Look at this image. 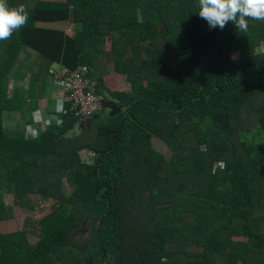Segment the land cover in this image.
I'll list each match as a JSON object with an SVG mask.
<instances>
[{"label":"trees","instance_id":"trees-1","mask_svg":"<svg viewBox=\"0 0 264 264\" xmlns=\"http://www.w3.org/2000/svg\"><path fill=\"white\" fill-rule=\"evenodd\" d=\"M7 2L29 3L32 15L0 41V222L13 217L6 194L18 209L51 206L29 229L0 233V264H264V21L210 29L198 0ZM60 22L73 35L37 25ZM24 48L46 64L30 90L53 65L94 82L104 56L127 86L109 93L97 80L95 95L125 112L100 110L73 137L69 104L58 117L48 109L60 123L36 139L25 137L30 110L20 130L5 129L9 106H23L4 89ZM234 52L243 57L229 59Z\"/></svg>","mask_w":264,"mask_h":264},{"label":"rangeland","instance_id":"rangeland-1","mask_svg":"<svg viewBox=\"0 0 264 264\" xmlns=\"http://www.w3.org/2000/svg\"><path fill=\"white\" fill-rule=\"evenodd\" d=\"M52 1H61V0H52ZM30 4H27V10L29 12V16L32 15V12L29 10ZM38 26L42 27H47V28H55V29H61L64 30L68 35H73L74 32V27L66 22H63L61 24H52V23H37ZM155 30L158 34L159 38H162L165 36V30L161 24H156L155 25ZM109 38L106 39L104 42V49L107 50L109 42ZM129 48L127 47L125 52L128 54L129 53ZM262 51H264V45L262 47ZM22 52V53H21ZM21 58L20 55L17 58L11 72L9 75H7L6 78V88L4 89V92L6 94V100H14L17 97L22 99V104H25L26 106H29L28 110H30V114L32 116H40L41 119L47 122H54V125H58L60 122L55 118L53 121H51L50 117H47L45 113H42L40 111L42 110H33L32 107L30 106V102L35 101V98L37 97L40 99L41 93L39 88H36V86L40 85V82L43 83V81H37L35 86L33 87L32 90H30L29 87V82L32 77H34L37 72L33 73L34 70L39 71L38 65H43L45 66L46 64L43 63V59L40 60L39 56L31 51L30 49L24 48L21 51ZM164 59L166 61V64L168 66H173L175 62L172 60V55L168 53V51L164 52ZM243 57V55L239 52H234L229 55V59L231 60H239ZM20 58V59H19ZM41 61V63H40ZM45 64V65H44ZM62 69L59 66L53 65L50 68V71L48 73L52 74H61ZM45 81L49 83L50 77L45 76ZM44 81V82H45ZM52 82V81H51ZM111 87L115 84V87L118 88V82L117 79L111 81ZM121 85V84H120ZM110 86V85H109ZM122 86V85H121ZM52 89V88H50ZM37 92V93H36ZM29 94V95H28ZM29 97V98H28ZM32 98L33 100H30ZM42 100H40L41 102ZM18 102V101H17ZM15 102V103H17ZM36 102V101H35ZM38 102V103H40ZM37 103V102H36ZM13 109L10 110L9 106V111L4 113V120H3V125L5 129L9 130H20L21 127L24 125L25 120L27 119V115L25 110H20V104L13 105ZM31 107V108H30ZM37 108V107H36ZM22 109V108H21ZM16 111L19 113L16 114ZM24 120V121H23ZM30 125H24V129L26 127H29ZM82 130L79 128V126H76L75 131L69 133L70 137H73L74 135H77V132ZM152 146L154 147L155 151L166 155V148L163 146L162 143L158 141H152ZM82 162L83 163H88L91 156L89 155H80ZM168 156V155H167ZM166 156V157H167ZM73 187H71L70 183H68L65 179L62 180V191L64 192L65 195H68ZM3 201L5 205L11 209L12 212V219L0 222V233L1 234H10L13 232L21 231L24 228H30L31 225H35L40 219H42L44 216L50 213V206L51 203L50 201H44L43 203H39L38 205L35 206L33 210H28V209H18L14 206L12 197L8 194L3 196ZM88 228L86 225L82 228L80 232H82L83 235L80 234V237H85L88 233L86 230ZM29 242L32 244L36 241L35 238L29 237ZM234 241H244L242 238H232Z\"/></svg>","mask_w":264,"mask_h":264},{"label":"clouds","instance_id":"clouds-1","mask_svg":"<svg viewBox=\"0 0 264 264\" xmlns=\"http://www.w3.org/2000/svg\"><path fill=\"white\" fill-rule=\"evenodd\" d=\"M198 5V15L207 22L210 29L222 30L231 22L236 29L245 32L249 27V19L264 21V0H198ZM28 19L29 12L24 5L11 7L7 0H0V41L11 39L14 32L27 24ZM98 99L99 103L103 101ZM103 102L116 105L114 102ZM43 121L40 116H35L31 125L39 129V124ZM161 264H167V259L162 258Z\"/></svg>","mask_w":264,"mask_h":264},{"label":"built area","instance_id":"built-area-1","mask_svg":"<svg viewBox=\"0 0 264 264\" xmlns=\"http://www.w3.org/2000/svg\"><path fill=\"white\" fill-rule=\"evenodd\" d=\"M62 69V68H61ZM61 74L48 73L52 84L60 89L62 97L54 102V113L56 116H62L66 113L65 106L69 104L75 111V116L79 122H84L97 115L101 110L99 99L95 95L94 82H89L79 71L68 72L62 69ZM50 71V70H49ZM85 72L86 70L83 69ZM114 103L116 101L112 100ZM50 122L43 121L39 124V129L31 125L25 130L27 139H36L39 132H45Z\"/></svg>","mask_w":264,"mask_h":264},{"label":"crops","instance_id":"crops-1","mask_svg":"<svg viewBox=\"0 0 264 264\" xmlns=\"http://www.w3.org/2000/svg\"><path fill=\"white\" fill-rule=\"evenodd\" d=\"M60 23H63V22H60ZM60 23H52V24H60ZM104 51H106V50L104 49ZM21 53L19 54L20 58H21ZM93 71H94V78H95L94 83L96 84L97 80H102V89L109 92V93L121 92V90H124L127 86V84L123 81L121 76L112 72L111 64L106 61L104 56H102L99 59V62L93 68ZM112 79L113 80L117 79L118 88L115 87V84L111 87L110 83H111ZM51 81L52 80L50 79L49 83L47 81H45L43 83L40 82V85L36 86V88H39V90H40L41 97H40V99H38L37 97L35 98V100L37 102L36 106H35V108L36 107L37 108L35 110H39V111L42 110L41 112L45 113L46 115H47V112H49V110L51 112H53L55 100L57 98L62 97V95H63L62 92L60 91V89L58 87L54 86ZM50 88H52V89H50ZM102 92H104V91H102ZM30 99H32V98H30ZM40 100H42V101L40 102ZM38 102H40V103H38ZM28 108H29V106H26L25 104H23V106H20L21 111L25 110V112H27ZM48 116L50 117L49 114L47 115V117ZM55 118H56L55 116H54V118H52V116H51L50 119L53 121Z\"/></svg>","mask_w":264,"mask_h":264},{"label":"water","instance_id":"water-1","mask_svg":"<svg viewBox=\"0 0 264 264\" xmlns=\"http://www.w3.org/2000/svg\"><path fill=\"white\" fill-rule=\"evenodd\" d=\"M101 109L105 112H107V116L111 117L116 114H122L125 112L124 108L117 107L116 105L112 103H104L103 101H100ZM98 118L97 115L93 116L91 119L81 122L79 124V128H83L85 126H90L96 119Z\"/></svg>","mask_w":264,"mask_h":264}]
</instances>
